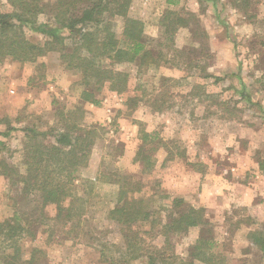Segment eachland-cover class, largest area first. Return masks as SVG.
<instances>
[{"label": "rangeland", "instance_id": "obj_1", "mask_svg": "<svg viewBox=\"0 0 264 264\" xmlns=\"http://www.w3.org/2000/svg\"><path fill=\"white\" fill-rule=\"evenodd\" d=\"M8 1L0 0V11L9 10ZM178 1L177 10L196 15L202 37L193 39L187 29H181L175 45L203 47V41L206 50L201 51L199 67L190 70L185 64L192 57H187L179 68L163 64L149 69L140 76L139 90L135 66L123 67L129 78L128 88L120 96L122 103L112 98L103 102L113 93L105 88L100 106L87 111L85 123L99 124L104 131L92 148L87 167L80 171V179L114 171L129 175L130 183L141 190L134 196L158 213L155 219L161 224L171 215L170 199L165 197L184 196L186 203L203 209L202 227L219 245L226 264H264V253L247 236L251 232L264 238V175L258 169V161L264 159V0L254 3L251 21L232 8L229 0L207 3L203 10L196 0ZM164 7V0H133L129 16L141 19L147 36L157 38L156 19ZM116 24L119 32L120 19ZM27 36L35 42L42 39L29 31ZM40 63L36 67L10 61L0 64V118H7L16 128L8 137L0 136V158L21 170L23 129H45L54 121V103L71 108L79 93L78 76L63 69L57 53H48ZM202 67L205 72L200 71ZM194 86H200L199 98L188 93ZM133 96L141 98L137 105H124ZM155 99L171 108L155 113L151 108ZM106 116L111 120L106 121ZM4 128L0 125V131ZM140 128L161 138L150 173H143L139 163L133 162ZM165 149L173 153L166 162ZM81 180L76 187L86 199L85 213L80 226H71L55 220L54 206L41 212L32 203H24L19 188L9 187L0 176V221L14 212L23 213L21 226L27 233L20 245L24 257L35 246L42 252L36 264H107L100 257L104 247L106 257L116 264H143L141 258L128 262L121 258V235L104 220L114 201L109 187L101 183L87 193L88 184ZM178 180L182 183L174 185ZM140 230L149 231L150 224H143ZM159 230L157 226L144 235L146 242L160 246L163 237ZM199 232L196 227L171 236L175 253L189 259Z\"/></svg>", "mask_w": 264, "mask_h": 264}, {"label": "trees", "instance_id": "obj_2", "mask_svg": "<svg viewBox=\"0 0 264 264\" xmlns=\"http://www.w3.org/2000/svg\"><path fill=\"white\" fill-rule=\"evenodd\" d=\"M218 0H196L201 10L207 3ZM9 10L0 11V64L5 61L20 64L42 65L40 59L51 52L58 54V60L66 71L79 78L77 102L71 107L54 103V121L45 129L24 128L22 143V170L0 158V176L6 179L9 187L19 188L18 194L23 202L32 203L36 211L41 212L48 206H54L55 220L71 226H80L85 213V198L79 193L76 182L80 171L87 167L90 154L104 127L99 124H87L86 105L100 106L102 91L107 88L118 96L128 88L129 75L123 67L134 65L139 83L141 74L149 69H158L170 64L180 67L187 57H192L186 66L190 70L199 67L203 47L188 45L176 47V36L181 29H187L193 39L202 37L198 30L197 17L193 13L185 14L177 10L178 0H164L165 7L156 19L158 37L146 34L145 23L141 19L129 16L133 0H9ZM256 0H229L232 8L241 12L249 21ZM121 27L116 31V20ZM42 36L35 42L28 38L27 32ZM200 43V42H199ZM184 64V63H183ZM200 71L205 72L202 67ZM218 80V79H217ZM143 96L145 90H142ZM189 95L200 97V86H194ZM247 101L249 95L242 94ZM141 98L129 97L124 105L135 107ZM155 113H162L171 106L155 99L151 104ZM5 128L0 136L8 137L16 131L7 118H0ZM139 125H142L139 123ZM144 126V125H143ZM160 136L155 132L139 129V147L133 162L139 163L143 173H150L156 164L155 154L161 147ZM0 145H3L0 142ZM119 153V150L115 148ZM164 160L170 161L173 153L168 149ZM258 169L264 175V159L258 161ZM129 175L114 171L98 173L93 179H83L91 193L97 185L106 184L113 197V205L105 212V219L115 225L124 243L121 258L128 262L144 259L143 264H226L225 256L219 251V245L202 227L203 209H196L181 197L170 199L171 215L166 223L155 219L148 203L134 194L140 192L137 185L130 183ZM70 199L67 205L63 203ZM162 207V206H160ZM24 215L14 212L12 217L0 221V264H36L41 250L33 246L24 257L20 239L24 231L21 222ZM149 223L150 230L159 226V235L163 237L160 246L146 242L141 231L143 224ZM139 225V229H138ZM204 226V225H203ZM200 227L199 236L189 253V259H183L174 251L170 237L188 232L190 228ZM212 236V235H211ZM251 244L264 253V238L256 233L247 234ZM100 257L107 264H116L112 257L107 258L104 247L99 250Z\"/></svg>", "mask_w": 264, "mask_h": 264}, {"label": "crops", "instance_id": "obj_3", "mask_svg": "<svg viewBox=\"0 0 264 264\" xmlns=\"http://www.w3.org/2000/svg\"><path fill=\"white\" fill-rule=\"evenodd\" d=\"M111 98H112V99H115L118 103H122V102H121V101H122L121 97L118 96V95H116L115 93H112L111 96H110L109 98H107V99H103V102L108 103V102H109V99H111ZM90 107L94 109V107H93L92 105H89V104L85 106V109H86L87 111H91L92 109H91ZM105 119H106V121L111 120V118H109V116H106ZM163 161H164V160H163ZM180 183H182L181 180H178V183H174V185H178V184H180ZM179 197H181V198H183L185 201H187L186 198H185L184 196L182 197V196L179 195Z\"/></svg>", "mask_w": 264, "mask_h": 264}]
</instances>
